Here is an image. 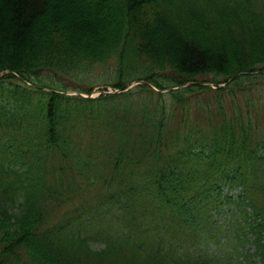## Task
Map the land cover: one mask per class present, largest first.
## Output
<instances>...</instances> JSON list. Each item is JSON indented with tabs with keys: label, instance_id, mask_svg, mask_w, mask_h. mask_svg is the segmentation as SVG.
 <instances>
[{
	"label": "trees",
	"instance_id": "16d2710c",
	"mask_svg": "<svg viewBox=\"0 0 264 264\" xmlns=\"http://www.w3.org/2000/svg\"><path fill=\"white\" fill-rule=\"evenodd\" d=\"M3 71L0 264H264V0H0Z\"/></svg>",
	"mask_w": 264,
	"mask_h": 264
},
{
	"label": "rangeland",
	"instance_id": "374dc122",
	"mask_svg": "<svg viewBox=\"0 0 264 264\" xmlns=\"http://www.w3.org/2000/svg\"><path fill=\"white\" fill-rule=\"evenodd\" d=\"M7 13V12H6ZM4 15L3 20L5 21L6 25L9 27L11 26V20H10V12ZM106 86V84H99L96 86L95 91L93 92V96L99 95L103 90V88ZM112 89V88H109ZM264 90V87L261 89Z\"/></svg>",
	"mask_w": 264,
	"mask_h": 264
}]
</instances>
